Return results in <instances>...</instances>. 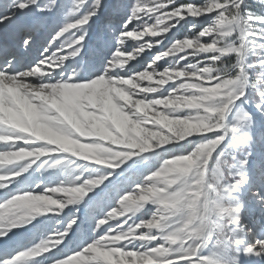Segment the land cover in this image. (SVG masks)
<instances>
[{
  "label": "snow or ice",
  "instance_id": "1",
  "mask_svg": "<svg viewBox=\"0 0 264 264\" xmlns=\"http://www.w3.org/2000/svg\"><path fill=\"white\" fill-rule=\"evenodd\" d=\"M0 264H264V0H0Z\"/></svg>",
  "mask_w": 264,
  "mask_h": 264
}]
</instances>
